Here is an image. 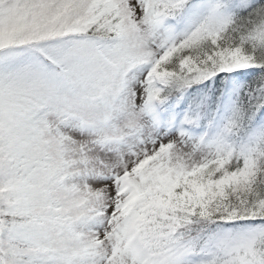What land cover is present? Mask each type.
Returning <instances> with one entry per match:
<instances>
[{
	"label": "snow or ice",
	"instance_id": "6c2138e0",
	"mask_svg": "<svg viewBox=\"0 0 264 264\" xmlns=\"http://www.w3.org/2000/svg\"><path fill=\"white\" fill-rule=\"evenodd\" d=\"M0 264H264V0H0Z\"/></svg>",
	"mask_w": 264,
	"mask_h": 264
}]
</instances>
